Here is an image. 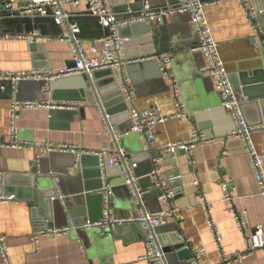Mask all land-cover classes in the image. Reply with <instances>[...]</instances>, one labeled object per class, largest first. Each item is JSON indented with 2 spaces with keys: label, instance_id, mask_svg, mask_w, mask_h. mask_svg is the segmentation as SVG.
<instances>
[{
  "label": "crops",
  "instance_id": "1",
  "mask_svg": "<svg viewBox=\"0 0 264 264\" xmlns=\"http://www.w3.org/2000/svg\"><path fill=\"white\" fill-rule=\"evenodd\" d=\"M26 1L29 0H21L16 5ZM110 2L122 20H133L142 10L140 0ZM177 2L152 0V5L153 8H166ZM245 2L248 5H264L261 0ZM2 3L3 0H0ZM87 9L85 2L74 8H65L74 14L84 43L99 39L104 34V29L99 27ZM204 12L213 38L219 44L220 56L233 89L250 98L242 107L247 122L250 126H261L264 124V46L261 39L247 22L245 8L235 0L211 2ZM261 20L264 23V16ZM130 26L122 31V35L129 40L122 60L126 66L141 65L134 73L135 79L126 72L136 95L131 105L138 111L149 108L158 110L168 120L157 125V140L152 150H147L141 135L134 132L121 138L120 147L134 155H140L143 150L151 151V157L137 160V174L143 176L141 185L148 191L145 205L149 212L160 213L162 209L154 181L148 177L158 157L162 159L170 187L177 192L172 202V207L178 210L177 218L164 226L158 234L159 241L169 246L183 242V238L193 250L200 247L206 249L199 256L200 264H223L209 229L208 216L199 204V194L202 192L212 202V214L220 231L222 248L228 255L248 253V240L239 231L234 216L228 212L223 201L221 182L229 181L232 184L235 207L239 212L248 213L247 230L250 233H255L259 228L264 231V198L260 195L243 144L230 135L232 121L221 106L212 78L204 72L207 60L201 52L193 51L199 41L190 16H159L151 23L137 22ZM35 31L41 33L44 42L30 45L24 39L11 38L16 34L30 35ZM149 31L151 44L136 43L141 38L139 36ZM61 32L51 17L21 15L16 11L11 13L1 5L0 71H58L74 64L70 45L57 40ZM3 35L7 39H2ZM167 39H171L172 43L169 44ZM140 47L146 55L137 57ZM161 47L168 49L164 54L172 59V72L183 95L187 118L171 119L178 112L174 94L161 76L157 62L150 60L156 54H162ZM154 48L156 53L152 54ZM29 82L34 81H23L19 85L15 97L20 101H31L35 95V88ZM99 86H110L107 76L100 78ZM81 94L83 96V92ZM13 96L9 84L6 92L0 89V195L16 197L13 202L0 203V235L5 239L9 264H150L145 258V234L138 224L122 229L116 226L83 227L85 223L99 218L103 207L100 196L107 187L115 190L112 195L113 217L125 219L138 214L121 173L104 165V161L96 156L97 152L109 146L98 107L86 108L84 115L76 116L70 124L62 119L52 122L49 107L21 108L14 120L11 116ZM51 96L52 93L45 90L39 93L37 101L52 103L54 99ZM203 102L208 103V107H216L200 112ZM79 106L85 108L86 103H79ZM196 128L208 137L209 142L199 144L194 149V164L190 163L184 151L179 150L173 156L164 153L167 144L189 141ZM14 129L18 141L28 146L9 145L13 141ZM252 140L264 159V131L254 132ZM63 145H75L79 152L49 149ZM81 150L92 153L80 155ZM44 172L48 184L56 185L55 178H60L58 192L62 194L61 191H65L67 195L62 202L64 204L68 200L69 203L64 205L71 209L66 217L59 216L52 223L40 216H33L32 212L34 203L31 201L30 184L35 176ZM195 178L200 181L199 188L194 184ZM84 187L90 195H83V198L74 201L73 195H70ZM49 224H53L55 229H72L66 234L42 238L39 244H35L33 235L40 229L49 228ZM193 259L186 262L193 264ZM0 264H4L1 254ZM226 264H264V248L249 252L242 263L230 261Z\"/></svg>",
  "mask_w": 264,
  "mask_h": 264
},
{
  "label": "built area",
  "instance_id": "2",
  "mask_svg": "<svg viewBox=\"0 0 264 264\" xmlns=\"http://www.w3.org/2000/svg\"><path fill=\"white\" fill-rule=\"evenodd\" d=\"M21 0H3L0 6L11 13L19 12L21 15L40 16L43 18H52L56 25L61 28L62 32L57 40L70 45L74 64L64 67L58 71L48 69H34L31 71H20L17 73L0 71V89L2 92L8 90V84L13 93V104L11 106V116L15 120L16 114L21 108L49 107L60 110H76L79 107L77 102H52L51 101H20L15 96L19 89V85L23 81H49L56 79L69 78L75 76H92L93 73L103 70H112L118 78H123L122 93L125 102L130 104L135 99V91L131 84L130 78L127 77V66L122 60L125 42L128 38L123 37L120 33L122 28H125L133 23L145 22L151 23L159 16H190L191 24L198 38L199 44L193 48V51H199L207 60L205 73L210 75L213 80L216 92L219 93L221 106L232 120L234 129L230 135L240 140L243 144L245 155L250 163L254 178L259 186L260 195L264 198V159L260 157L256 145L252 140V135L256 131H264V124L261 126H250L245 118L242 109L245 103H248L250 98L243 94L235 92L232 87L230 77L225 68L224 62L220 56L219 44L214 40L210 23L205 16L206 5L211 2H220L222 0H178L176 4L167 5L166 8H153L152 0H140L141 12L133 20L119 19L118 13L115 11L110 0H29L16 5ZM245 8L247 22L254 29L257 37L259 36L264 46V23L261 18L264 16V5H256L252 3L248 5L245 0H235ZM264 3V0H261ZM87 4L89 15L94 18L99 27L104 29V34L101 38L91 40L84 43L81 38V27L74 19V14L65 10L67 6L72 8L77 7L81 3ZM255 2V0H254ZM12 39H24L30 45L44 42V38L39 31L33 32L30 35L16 34L11 36ZM2 39H7L3 35ZM150 60L157 62L161 76L168 82L169 87L174 94L175 105L178 112L171 119L187 118L188 114L185 111L183 95L180 92L179 83L176 76L172 72V59L168 54H156ZM144 61H146L144 59ZM102 129L108 137L109 146H106L102 151L97 152L102 161H105L113 169H117L122 177L125 185L129 188L134 207L138 210V214L129 218L113 217V200L112 188L107 187L103 193V217L100 221H91L84 224L83 227L91 229L92 227H120L125 223H135L142 227L145 234L146 251L145 258L150 264H168L166 252L163 250L164 245L159 241L156 230L169 224L171 219L177 218L178 210L172 207V202L177 196V192L170 187V181L165 177V169L162 159L154 160L153 169L148 174V177L154 181L155 187L161 190L159 200L161 204L160 213H151L146 209L145 194L146 191L141 185L143 176L137 174L139 164L134 160V154L130 153L124 147H120V140L123 137L120 130L113 125L111 114L107 113L101 106L97 105ZM132 125L127 129L126 134L137 133L141 135L142 140L147 150H152L157 140V125L168 120L158 110L144 109L136 110L129 109ZM14 137L11 142L12 147L28 146L23 145L18 141L16 129L13 130ZM209 142L208 137L198 128H196L187 142H178L175 144L165 145L164 153L170 156L175 155L179 150L184 151L190 163L194 164L193 151L202 143ZM49 149L61 150L65 152H79L75 145H63L58 147H49ZM89 154L92 152L80 151V155ZM58 178H55L57 181ZM194 184L197 188L200 187V181L194 179ZM221 188L223 191V201L227 205V210L231 213L237 223L239 231L248 240L249 252L264 248V231L259 228L255 233H250L247 230L248 213L245 211L239 212L235 207V197L233 196V186L229 181H222ZM59 199L64 201L65 198L58 192ZM16 197L14 195H0V203L13 202ZM199 204L208 216L209 229L214 236V242L220 251V257L223 264L235 261L242 263L247 257L246 254L228 255L225 249L221 246V235L218 230L217 222L212 214V202L208 200L204 193L199 194ZM74 227V226H73ZM72 228H44L40 229L33 235L35 244H39L42 238L50 237L56 234H66ZM183 240L186 248L191 250L194 255L193 264H200V254L206 249L200 247L191 249L188 241ZM0 254L3 257L4 264H9V255L5 239L0 235Z\"/></svg>",
  "mask_w": 264,
  "mask_h": 264
},
{
  "label": "water",
  "instance_id": "3",
  "mask_svg": "<svg viewBox=\"0 0 264 264\" xmlns=\"http://www.w3.org/2000/svg\"><path fill=\"white\" fill-rule=\"evenodd\" d=\"M131 26H127L125 28H122V31L125 29L130 28ZM133 29L134 26H133ZM151 29V28H150ZM151 31L147 34H143L139 36L136 43L139 45H148L152 42V37L150 35ZM123 36V35H122ZM124 37V36H123ZM169 44L172 43L171 39L166 40ZM128 41L125 42V47L128 45ZM144 48L146 46H143ZM144 49L140 47L138 48L137 57L140 55H146L143 52ZM168 49H165L164 47L160 48V53L167 52ZM156 53V48H154L152 54ZM140 64H130L127 66V72L129 76L133 79L134 73L138 70ZM104 76L108 77V80L110 81V86L108 88H103L99 86L100 78H104ZM32 84L35 88V95L33 99H31L30 102H35L39 98V93L43 91H50L52 93L54 102L56 101H73L77 103H86V107L83 108L79 106L76 110H60L53 108L49 111L50 119L51 121L56 120H66L67 124H70L74 120L76 116L84 115L86 108H91L94 106H101L104 110L107 111V113H110L112 118L111 121L113 125H115L118 130H120L121 134L127 135V129L131 127L132 121L130 119V112L129 109L132 108V105L127 104L125 102V98L122 95V91L120 90L121 84L123 83V78H116L114 75V72L112 70H103L98 71L92 74V76H86V77H69V78H61L53 80L52 82L49 81H34L29 82ZM26 84V83H25ZM83 92V96L81 94ZM111 92V94H109ZM113 97L114 100H111ZM216 107V106H214ZM214 107H208V103L203 102L202 110H209L213 109ZM225 111V110H224ZM226 112V111H225ZM197 117V115H194V117ZM230 117V116H229ZM231 119V118H230ZM232 121V120H231ZM68 126V125H67ZM233 127V124H232ZM68 128V127H67ZM234 129V127H233ZM98 159L101 161V158L96 155ZM141 157H151V151L143 150L140 152V155H135L134 160L137 161ZM80 164L83 165V159L80 158ZM104 165H107L104 161ZM110 167L109 165H107ZM111 168V167H110ZM152 171V170H151ZM150 171V172H151ZM138 172V171H137ZM46 173H41V175H37L33 178V182L30 184V190H31V201L34 203V209H33V216L38 217L40 216L42 219L48 220L50 223L56 220L57 217L62 216L66 217L68 214V211L70 212L71 209H68L65 207L64 204H68L69 201L66 200L65 203L59 199L58 195V187L59 179L57 180L56 185H52L47 183L45 180ZM66 175V173H64ZM56 177V176H55ZM110 182V181H108ZM155 185V184H154ZM61 191V190H60ZM114 189H112V195L114 194ZM62 192V196L66 198V193ZM155 192L159 195L161 194V190L157 189ZM87 193V194H85ZM72 199L74 201L83 198V195H90L89 190L84 187L78 188L75 190L74 193H72L70 196H72ZM89 197V196H87ZM102 203H103V195L100 196ZM147 196L144 197L146 200ZM104 219L103 217V207H101V214L99 218L95 219V221H100ZM53 224H49V228H53ZM127 225H137L134 223H125V225L120 226L119 228H125ZM138 226H141L138 224ZM164 227H160L156 230V233L160 234ZM143 233V231H142ZM163 244V243H162ZM164 245V244H163ZM163 250L166 252V258L168 264H188L186 261L192 259L194 257L193 252L191 250H188L183 242H178L174 245L166 246L164 245Z\"/></svg>",
  "mask_w": 264,
  "mask_h": 264
},
{
  "label": "rangeland",
  "instance_id": "4",
  "mask_svg": "<svg viewBox=\"0 0 264 264\" xmlns=\"http://www.w3.org/2000/svg\"><path fill=\"white\" fill-rule=\"evenodd\" d=\"M160 201V200H159Z\"/></svg>",
  "mask_w": 264,
  "mask_h": 264
}]
</instances>
